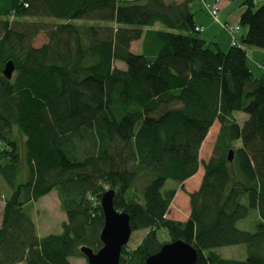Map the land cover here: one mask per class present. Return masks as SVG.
I'll return each instance as SVG.
<instances>
[{
  "label": "trees",
  "instance_id": "trees-1",
  "mask_svg": "<svg viewBox=\"0 0 264 264\" xmlns=\"http://www.w3.org/2000/svg\"><path fill=\"white\" fill-rule=\"evenodd\" d=\"M194 1L0 0V264H71L81 247L99 250L107 190L131 231H146L118 264H144L176 240L195 264H264V72L253 75L244 47L264 49V0H244L236 24L213 20L238 27L222 28L226 51L197 35ZM39 33L47 42L35 47ZM200 165L189 216L168 218L171 185ZM51 192L65 218L40 236L35 203ZM239 245L241 260L216 250Z\"/></svg>",
  "mask_w": 264,
  "mask_h": 264
},
{
  "label": "rangeland",
  "instance_id": "rangeland-1",
  "mask_svg": "<svg viewBox=\"0 0 264 264\" xmlns=\"http://www.w3.org/2000/svg\"><path fill=\"white\" fill-rule=\"evenodd\" d=\"M165 1H181V0H165ZM243 1L244 0H195L189 6L190 12L193 14L194 20H200L203 24L211 23L212 29L218 32L217 36L220 40V44L223 46L220 48L223 51H226L229 47L230 37L227 35L234 32H229L226 30H220L219 25L213 21V19L208 15L205 5L216 6L217 8V20L224 22L227 14L234 15L237 10H243ZM224 8H222V4ZM54 21V20H53ZM231 24V22H229ZM155 28H163V26L157 23ZM204 27V26H203ZM203 31L197 33L200 38L206 39V32ZM220 30V31H219ZM245 32V29L242 28L240 33H237V37H240L242 33ZM47 42L45 34L39 33L32 40V45L39 47L42 44ZM211 49H215L213 44H208ZM225 47V48H224ZM247 52L246 64L253 73L255 77H260L264 72V49L257 48L253 46H244ZM139 48V43L134 42L131 45V49L136 51ZM118 67L125 68V64L122 62L115 63ZM237 119L242 121L247 116L245 114H237ZM219 125L214 123L209 129L204 141L201 144L199 158L201 161H206L212 153V149L215 142V137L218 132ZM203 175V168L200 165L198 171L189 179L182 183H174L171 186L175 188V195L170 203L167 217L174 220L184 221L188 217L189 212V199L188 193L198 189L201 178ZM173 183L169 181V184ZM3 208V201L0 198V221L1 213ZM64 213L61 211L59 201L55 193H50L45 197L40 198L35 203V210L33 212L34 222L37 226V232L40 236H45L50 233H59L61 231L60 222L63 218ZM243 226V225H242ZM146 231L138 230L132 231L130 238L125 245L127 250L131 251L137 247L142 238L144 237ZM159 238L161 242L167 241L166 232L161 231ZM217 253L224 258H233V259H244L245 258V249L243 245L239 246H225L217 248ZM71 264H88L85 257H76L71 258Z\"/></svg>",
  "mask_w": 264,
  "mask_h": 264
},
{
  "label": "water",
  "instance_id": "water-1",
  "mask_svg": "<svg viewBox=\"0 0 264 264\" xmlns=\"http://www.w3.org/2000/svg\"><path fill=\"white\" fill-rule=\"evenodd\" d=\"M13 71L12 61H8L3 75L11 78ZM227 158L232 160V151L228 152ZM113 197L114 191L107 190L100 200L103 225L99 238L102 246L96 252L88 247L80 248L88 264H118L121 249L130 238L129 216L114 208ZM196 258L197 252L190 244L176 240L163 244L157 253L146 258L144 264H195Z\"/></svg>",
  "mask_w": 264,
  "mask_h": 264
},
{
  "label": "crops",
  "instance_id": "crops-1",
  "mask_svg": "<svg viewBox=\"0 0 264 264\" xmlns=\"http://www.w3.org/2000/svg\"><path fill=\"white\" fill-rule=\"evenodd\" d=\"M224 3L222 4V8H224ZM226 8V7H225ZM224 8V9H225ZM242 11V9L241 10H237L236 11V13L234 14V15H231V14H227V16L225 17V19H224V21L226 22V21H228V22H231V24H236V23H238V20H239V14H240V12ZM194 22H195V24L196 25H201V26H204V31L206 32V39H205V41L206 42H208V43H210V42H215V43H217L218 44V46L221 48L223 45L222 44H220V40H219V38H218V36H217V34H218V32H216L214 29H212V24L211 23H205V24H203L200 20H198V21H196V20H194ZM220 30L222 29V28H219ZM219 30V31H220ZM223 30V29H222ZM228 35V34H227ZM225 48V47H224ZM186 181V180H185ZM189 213H190V209H189V212H188V216H189ZM64 216H63V218L61 219V220H64Z\"/></svg>",
  "mask_w": 264,
  "mask_h": 264
},
{
  "label": "built area",
  "instance_id": "built-area-1",
  "mask_svg": "<svg viewBox=\"0 0 264 264\" xmlns=\"http://www.w3.org/2000/svg\"><path fill=\"white\" fill-rule=\"evenodd\" d=\"M202 2L204 3V0H202ZM205 7H206L207 12H208V14L210 15V17L213 18L214 21L219 22V21L217 20V8H216V6H209V5L206 4ZM221 26H222V28H223L224 30H227V31H229V32H235V31L238 30V27H237V26H235V27H230V26L225 25V24H221ZM196 30H198V31H202L203 28L198 26V27H196ZM230 34L232 35V33H230ZM234 42H235V40L232 39V44H234Z\"/></svg>",
  "mask_w": 264,
  "mask_h": 264
}]
</instances>
